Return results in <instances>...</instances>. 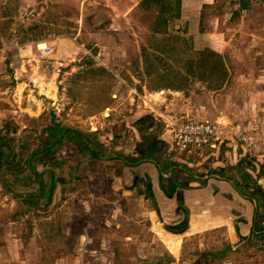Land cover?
<instances>
[{"label":"rangeland","instance_id":"374dc122","mask_svg":"<svg viewBox=\"0 0 264 264\" xmlns=\"http://www.w3.org/2000/svg\"><path fill=\"white\" fill-rule=\"evenodd\" d=\"M34 1L0 0V48L14 62L13 67L0 65V80L11 71L25 83L17 90L0 94V132L4 138H9L10 131L1 129L2 120H19L18 107L36 112L37 104L41 107L42 103L36 98L54 93V101H43L45 110L51 111L61 125L86 133L94 142L101 140L103 160L118 154L131 159L140 157L147 137L143 138L132 123L140 115L156 113H160L155 118L170 137V146L173 128L164 124L187 116L216 122L222 138L216 142L217 147L223 140L234 142L246 152H256L257 158L264 157L263 0H86L83 8L79 4L80 34L73 39L53 37V43L49 42L51 53L44 57L38 55L36 41L21 43L30 26L28 20L49 12L51 6L45 4L41 11L40 0L38 6ZM178 12L179 16L174 17ZM162 18L167 20L163 25ZM98 28L102 30L100 35L92 37L89 33ZM14 29L20 35L13 36ZM215 34L221 37L219 42ZM179 36L203 37L217 49L213 77L207 83L191 79L186 87L172 90L161 87V81L142 71L144 50L158 53L165 38ZM11 45L15 46L9 48ZM34 56L41 59L39 64L36 62L37 70L32 67L35 61L29 60ZM87 56L93 60L91 65L85 61ZM15 123L17 137L22 138L25 130ZM114 126L116 139L111 131ZM62 137L66 138L67 133ZM27 139L26 136L22 141ZM41 141L44 145L45 141ZM252 142L258 146H249ZM82 147L87 150L86 145L77 146ZM156 149L168 152L159 145ZM53 150L62 157L76 152L66 140ZM173 150L178 149L172 145ZM197 152L190 151L194 155ZM52 161L33 163L41 181L31 174L32 182L28 179L13 186L14 195L0 185V264H144L152 256L163 257L167 246L171 248L165 239L169 236L161 230L157 218L151 214L146 219L149 209L144 199L132 191L131 175L122 174V169L129 168L123 166L119 172L114 165L107 188L105 175L96 187L85 171V185L74 192L67 185L65 199H60L58 183L50 190V180L57 175L51 169ZM111 166V160L104 162L103 169ZM1 174L0 171V178ZM30 192H39L42 197L37 206L27 205L29 212L24 213L26 204L15 197ZM200 236L203 242L204 236ZM213 237L210 241L216 242ZM249 247L231 255V263L221 264H264V248ZM120 250L121 255L117 253ZM210 250L205 248L196 259L178 258L168 264H205ZM223 252L226 250L217 252L221 258ZM209 263L216 264V259Z\"/></svg>","mask_w":264,"mask_h":264},{"label":"crops","instance_id":"0c3cea01","mask_svg":"<svg viewBox=\"0 0 264 264\" xmlns=\"http://www.w3.org/2000/svg\"><path fill=\"white\" fill-rule=\"evenodd\" d=\"M38 2L39 0L34 1L37 6L39 5ZM85 2L86 0H40L41 4L39 8L41 11H44L43 5H51L48 10L49 12L43 15L39 13L35 18L28 20L30 26L26 29V34L21 43L25 44L26 42L44 40L47 44H50L49 42L53 43L51 41L53 37L56 40L60 37L73 39L72 37L79 35L82 29V13H79V8L82 9V5L84 6ZM24 21L22 20V22ZM18 31V29H14L13 36L20 35ZM101 31L100 28L95 29V31L93 29V32L89 34L94 37L100 35ZM14 46L11 45L9 48H13ZM3 49L0 48V52ZM3 51L4 54L0 53V65L6 64V66L13 67L14 62L6 57L5 49ZM124 54L126 53L124 52ZM29 60H34L35 64L36 62L39 64L41 59L35 57ZM38 64L32 66L33 70L39 68ZM17 79L16 73L12 74L11 71L4 77H1L0 94L6 93L7 90H13V88L17 90L20 85H25V83L19 82ZM45 84L50 85L48 82ZM42 95V98H36L42 102V108L40 104H37V111L29 113L28 109L18 107L20 110L18 113H21L19 120H14L13 118V120H6L3 118L1 129L10 130V126L16 124L15 122L22 125L21 129H25L27 121L25 115L28 117H39L43 114L48 115L51 111L47 112L48 110H45L44 102L48 101V99L54 101L55 94L49 95L44 93ZM0 99L1 101L3 100L2 98ZM16 111L17 108L12 110V113ZM158 114L160 113L154 114L153 117L155 118ZM164 115L170 114L165 113ZM175 115L178 116L179 114ZM23 117L25 118L24 120ZM146 140L149 148L154 153L146 159L139 160L138 162L133 161V167L129 168L131 169L130 177L132 178L133 174H135L136 176L132 181L142 180L137 185V188L141 192L143 190V193L137 194L134 182L132 191H134L136 196L144 199V205L149 209L147 211L149 215L146 219H150V215L153 214L157 218V221H159L161 230H164L165 234L169 236L165 237V239L169 241L171 248L167 246L166 252L173 257L174 261L177 262L178 258L189 260L192 257V259H196L201 254V251L205 248L208 249L212 245V247H216V252L221 249L223 251L226 250L225 253L223 252V258L216 259V264H221L225 261L231 263V255L234 256L239 254V252H244L242 249L247 250L250 248V245H256L260 249L264 248L261 243L253 244L256 243V239L252 237V233H261V228L264 226L263 156L261 158L259 156V159L256 157V152H246L241 145L234 144V142H224V140L219 142L218 147L216 146L212 149L204 147L198 152L196 151L195 155L186 151H171L170 137L166 136L162 129L155 135L150 134ZM99 143L103 142L99 140ZM157 145L165 151L168 149L169 153L155 151ZM154 156L158 158L156 159ZM109 158L110 156L107 157V160ZM112 163V165L116 166L117 171L119 170L117 166H121L120 169L124 166L120 165L122 164L121 162ZM129 169H122V171ZM109 170L100 169L99 184L105 172ZM123 173L126 175L127 172ZM39 181L41 180L39 179ZM169 185L174 186L172 187L174 192H170V188L167 187ZM59 186L61 190V185ZM160 186L161 188L163 186L167 187V191L170 192L171 197H168ZM144 188L146 191H144ZM19 195V200L21 199L22 201V198L28 194ZM177 195H180L181 199ZM35 196L37 197L38 204L42 196L39 192ZM14 201L13 203H15ZM24 208H26L24 213L29 212L27 205ZM146 224L150 226L149 222H146ZM220 230L223 231L220 232ZM220 234L223 238L220 237ZM200 235L204 236L203 242L199 241ZM212 237L216 239V242L210 241ZM209 243L211 244L208 247ZM173 249L175 252H173ZM117 252L123 253L122 250ZM206 255L205 258L208 259H206L208 262L205 264H210L209 261H211L212 256L210 253ZM148 261L144 264H147Z\"/></svg>","mask_w":264,"mask_h":264},{"label":"trees","instance_id":"16d2710c","mask_svg":"<svg viewBox=\"0 0 264 264\" xmlns=\"http://www.w3.org/2000/svg\"><path fill=\"white\" fill-rule=\"evenodd\" d=\"M178 16V13L174 14V17ZM166 21V19L162 18L160 24L163 25ZM190 33H195V31ZM164 40L165 42L162 44L163 46L160 47L158 53H154L153 50L143 51L142 71L146 76L154 77L156 80L161 81V87H166L172 90L186 87L191 79L207 83V81L213 77L211 70L213 63L216 60V56L218 57V51L212 44L208 43L205 38L200 36L194 38H182L179 36L170 39L165 38ZM85 61L89 63V65L93 62L90 56H87ZM208 86H211V84H208ZM25 118H27L25 125L26 128L21 135L22 138L17 137L16 133L18 131V126L16 124L10 126L8 139L2 137L0 132V171L2 173L0 185L4 191L10 194L13 193V186L16 183H23L28 179L32 182L33 179L31 178V174L35 175L34 179L39 181L40 176L39 174H35L33 163L39 164L41 162L45 163L51 159L53 160L51 162V169H53L57 175L50 180V190H52L55 184L58 183L61 185L62 190L61 199H65L64 193L67 185L70 192L77 191L82 185H85V171L90 173L93 185L97 187L100 180V169L103 168L104 162L110 160L112 162H121L125 168H131L133 167V161L138 162L139 160L146 159L154 153L153 150L149 148L147 140L143 139L144 151L140 154V157L131 159L118 154L110 156L108 160H103L100 150L102 148L101 143L90 140L86 133L61 125L55 119L52 112L48 115L43 114L39 117H28L25 115ZM133 126L143 138L148 137L150 134H157L163 127V125L157 123L156 119L149 114L140 116V118L133 123ZM112 130V132H114L116 126H114ZM63 133H67L66 138L62 137ZM26 136L29 139H27L26 142H23L22 140ZM114 137L115 139L118 138L115 132ZM41 140L45 141L44 145ZM63 140H66L75 146L76 152L74 156L76 159L74 156H59L53 150L55 145L61 144ZM158 142H160V140H158ZM78 144L86 145L87 150L83 149L84 146L81 149H78ZM155 151L161 152V150L156 148ZM86 156H88V158H86ZM32 157H35V159L32 160ZM114 167L115 166L112 165L110 170L108 169L109 171L105 172L106 188L109 182L112 181L110 175L113 173L111 169H114ZM115 170L117 171L116 168ZM130 171L131 169L123 172H127L131 175ZM135 176L136 175L133 174L132 180H134ZM141 181L142 180H137L136 182L133 181L136 186L137 194L143 193V190L141 192V190L137 188V185ZM167 187L170 188L171 193L174 192L172 188L174 186L169 185ZM167 187L163 186L161 188L160 186V188L163 189V192L168 197H171L170 192L167 191ZM146 189L144 191H146ZM35 194L36 193L30 192L26 197H23L22 204L23 202L26 205L37 204V197ZM177 196L181 199L180 195ZM17 197H20V195L15 198ZM24 209L26 210V208ZM261 230V233H252V237L256 239V243L253 244L261 243L264 247V226ZM221 231L223 230H220V232ZM226 248L228 247L226 246ZM211 249L212 250L208 252L212 256V261L217 258L221 259L219 256L220 254L217 253L219 250L216 252V247L212 246ZM117 253H120V255L123 254L121 252ZM173 261V257L166 252L163 257H150L147 264H168Z\"/></svg>","mask_w":264,"mask_h":264},{"label":"built area","instance_id":"2783aa9c","mask_svg":"<svg viewBox=\"0 0 264 264\" xmlns=\"http://www.w3.org/2000/svg\"><path fill=\"white\" fill-rule=\"evenodd\" d=\"M36 50L38 55L44 57L51 53V48L47 42L40 40L36 43ZM164 93V90H161ZM165 121L164 118L160 117ZM179 120L172 119L170 125L164 126L172 127V145L179 151H198L204 147H215L216 142L222 138L219 135L220 128L216 126V122L211 120H195L191 117H181ZM181 121V122H180ZM230 121H228L229 123ZM256 142L250 143L249 146H258Z\"/></svg>","mask_w":264,"mask_h":264},{"label":"bare ground","instance_id":"6f19581e","mask_svg":"<svg viewBox=\"0 0 264 264\" xmlns=\"http://www.w3.org/2000/svg\"><path fill=\"white\" fill-rule=\"evenodd\" d=\"M214 37L216 42H219L221 40V37L218 34H215Z\"/></svg>","mask_w":264,"mask_h":264}]
</instances>
